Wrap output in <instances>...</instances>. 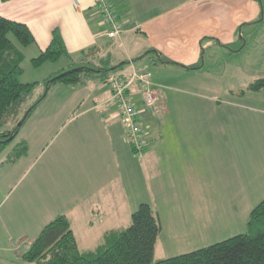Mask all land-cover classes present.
<instances>
[{
	"label": "crops",
	"instance_id": "1",
	"mask_svg": "<svg viewBox=\"0 0 264 264\" xmlns=\"http://www.w3.org/2000/svg\"><path fill=\"white\" fill-rule=\"evenodd\" d=\"M110 1L117 18L124 24L120 35L113 38L104 34L105 24L94 0H0V14L27 24L34 36L33 49L38 53L48 45L54 29L63 38L69 62L50 70L41 80L36 79L40 83L50 74L70 63L88 59L92 54L99 58L108 57L111 65L128 61L117 72L128 74L137 67L150 72L154 103L147 105L143 101L139 84L132 89L139 118L146 126V145L140 156L134 155L125 139V128L110 100L104 79L90 75L77 85L59 81L50 84L63 92L61 97L65 102L56 108L55 114L66 115L65 125L72 124L62 142L68 153L67 156L60 155L59 176L55 180L59 187L73 195L70 207L80 204L85 211L83 222H88L90 219L86 218L91 214L87 211H134L140 202H148L160 220L163 204L172 203L173 209L180 207L178 199L171 193H182L192 213L201 211L205 185L210 182L204 173V146L211 151L206 162L212 178L217 160L213 146H218V126L232 144L234 165L243 170V186L255 184L263 187L264 104L253 96H262L264 88L244 90L240 96L253 95L231 101L234 108L226 115L236 117L239 131L236 133L231 127L233 137L230 139V124L217 125L214 122L221 112L225 113V109L219 107L218 85L205 89L204 81L185 83L183 76V79L179 78L182 86L177 88L163 81L159 74L152 78L151 70L133 62V57L140 60L148 57L153 61L155 71H163L168 64L183 65L185 70L199 69L195 63L201 49L204 55L206 49L216 43L223 47L232 40L236 28L235 0H220V4L219 0H208L206 6L201 4L195 9L187 7L192 1L184 4L170 2L171 5L166 0ZM245 1V11H248L255 0ZM256 2L264 16V0ZM123 42L127 43L123 46L125 57L120 55L117 62H111L116 59L115 45L122 49ZM77 51L80 56L72 58L71 54ZM165 55L171 62H160L164 61L162 57ZM165 86L178 91L167 93ZM182 96L203 98L207 100L206 106L194 105L191 101L183 103L179 99ZM174 99L178 100V105L174 104ZM141 189L145 192L142 197L139 195ZM28 203L33 206L34 201L14 200L4 214H0V253L9 254L13 250L7 237L9 223H18V211L26 209ZM65 215L71 221V216ZM104 216L113 221L108 223H116L115 214L104 213ZM72 230L77 238L75 229Z\"/></svg>",
	"mask_w": 264,
	"mask_h": 264
},
{
	"label": "rangeland",
	"instance_id": "2",
	"mask_svg": "<svg viewBox=\"0 0 264 264\" xmlns=\"http://www.w3.org/2000/svg\"><path fill=\"white\" fill-rule=\"evenodd\" d=\"M188 1H192L187 5L190 9H195L201 4L206 6L205 4L209 3L208 0H166L169 5H171L170 2L184 4ZM255 3L251 4L253 7H249L250 10L245 11L246 1L235 0L233 5L236 14L234 36L223 47H219L216 43L213 47L207 48L204 55L201 49L195 63L200 70L198 68L197 70H185L183 65L168 64L169 66L163 71H155L154 63L150 58L145 57L140 60L137 56L133 57V62L137 66L151 70L152 78H156L159 74L163 81L177 88L180 87L178 85L182 86L179 78L183 79V76H185L183 79L185 83L194 84L195 81H204L205 89H212L215 84L218 85L219 107L225 109V113L221 112L219 117L214 118V122L217 125L230 124V139L233 137L231 127L236 129V133L239 131L236 117L232 115L234 118H228L226 115V112L234 108L231 101L245 97L248 99L253 94L240 96V91L245 89L251 80L264 75V16L261 7ZM245 14L249 17H245ZM13 41L23 52L21 61L23 81L41 80L42 76L50 70L69 62L68 56L62 54L56 60L45 61L35 66L31 58L38 51L33 49V42L22 46L17 43L16 39L13 38ZM123 46H127V43L123 42L122 49L119 45H115L116 59L111 62H117L120 55L122 58L125 57ZM76 55L80 56L78 51L72 53L71 57L77 59ZM88 57L91 61L99 58L93 54ZM166 57L165 55L162 59L169 61ZM94 78L99 79L100 77ZM211 79L214 82H211ZM50 86L37 84L31 93L17 103L9 121L3 125V129H12L23 119L17 126L15 136L0 151V214H4L6 208L14 200L32 199L34 203L33 206L30 203L25 204L27 208L18 211L17 224L9 223L10 233L7 237L9 236L8 239L11 240L13 250L9 254L0 253V264H31L21 258L22 252L34 240L42 226L60 213L71 216L70 224L76 231L77 246L80 250L95 247L101 241L105 228L111 226L125 228L131 222L132 211L129 210L87 211V214L91 216L86 219L90 221L83 222L85 211L81 209L82 206L77 203L70 207L73 195H69L67 190L59 187L55 180L59 176L57 167L60 155L62 153L67 156L68 153L66 147H62V142L72 124L65 125L66 115L55 114L56 108L64 105L65 102L61 97L63 92L55 90L53 86L50 88ZM164 90L172 94L178 91L168 88ZM253 97L257 102L262 101L261 104H264V92L262 96L259 94ZM179 99L183 103L191 101L198 106H206L207 102L196 96H182ZM174 100V104L178 105V100ZM218 127V146H213L217 160L214 163L212 178L206 162L211 156V151L206 149L207 145L204 146V173L210 182L205 185L201 211L192 213L185 203L184 194L171 193L178 199L180 207L173 209L172 203L163 204V215L159 220L161 230L153 249L154 259L177 255L245 232L250 210L264 197V186L257 187L255 184L243 186L245 181L242 177L243 170L238 169L237 164L233 163L232 144L223 136L221 126ZM236 138H238L237 135ZM22 142L26 145V151L13 157L14 152L20 149ZM144 194L145 192L141 189L140 197ZM110 212L116 215V223H108L113 221L105 218L104 213Z\"/></svg>",
	"mask_w": 264,
	"mask_h": 264
},
{
	"label": "trees",
	"instance_id": "3",
	"mask_svg": "<svg viewBox=\"0 0 264 264\" xmlns=\"http://www.w3.org/2000/svg\"><path fill=\"white\" fill-rule=\"evenodd\" d=\"M12 37L22 46L34 41L27 24L0 14V151L18 130L17 126L3 129V125L9 121L17 103L40 83L21 79L23 52ZM62 54L69 56L61 34L54 29L48 45L31 60L37 66L56 60ZM126 62L111 65L108 57L97 61L85 59L70 63L41 83L45 87L57 81L77 85L90 75L105 79ZM66 70L69 71L60 74ZM263 88L264 75L251 80L240 93ZM25 151L26 145L22 142L13 157ZM246 225L245 232L177 255L154 259L153 249L161 224L156 210L148 202H140L132 211L128 226L105 230L101 241L87 250L78 248L69 218L60 213L42 226L21 258L31 264H264V197L250 210Z\"/></svg>",
	"mask_w": 264,
	"mask_h": 264
},
{
	"label": "built area",
	"instance_id": "4",
	"mask_svg": "<svg viewBox=\"0 0 264 264\" xmlns=\"http://www.w3.org/2000/svg\"><path fill=\"white\" fill-rule=\"evenodd\" d=\"M98 12L105 24L107 37H118L123 30V22L117 18L110 0H94ZM110 93V100L116 107V114L121 118L125 128V139L135 155L140 156L146 145V126L139 118V110L132 98V89L139 84L143 101L150 105L154 102V92L150 72L145 69H133L128 74L112 71L104 79Z\"/></svg>",
	"mask_w": 264,
	"mask_h": 264
},
{
	"label": "water",
	"instance_id": "5",
	"mask_svg": "<svg viewBox=\"0 0 264 264\" xmlns=\"http://www.w3.org/2000/svg\"><path fill=\"white\" fill-rule=\"evenodd\" d=\"M75 68H80V67H75ZM114 67H111V69H113ZM69 70L63 71L60 74H65L66 72H68ZM23 121V119H21L18 123L17 126H19L21 124V122ZM10 139L9 137L7 138V140Z\"/></svg>",
	"mask_w": 264,
	"mask_h": 264
},
{
	"label": "flooded vegetation",
	"instance_id": "6",
	"mask_svg": "<svg viewBox=\"0 0 264 264\" xmlns=\"http://www.w3.org/2000/svg\"><path fill=\"white\" fill-rule=\"evenodd\" d=\"M3 141V140H2Z\"/></svg>",
	"mask_w": 264,
	"mask_h": 264
}]
</instances>
